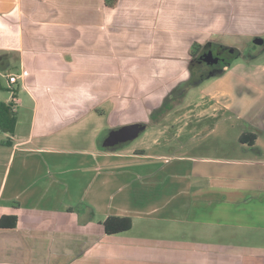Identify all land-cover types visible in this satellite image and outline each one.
<instances>
[{
	"label": "crops",
	"instance_id": "crops-1",
	"mask_svg": "<svg viewBox=\"0 0 264 264\" xmlns=\"http://www.w3.org/2000/svg\"><path fill=\"white\" fill-rule=\"evenodd\" d=\"M256 3L0 0V77L7 79L0 91H10L0 102L12 103V90L18 100L15 133L0 138V219L17 217L15 228H0V264H173L175 253L162 251L179 234L151 226L198 222L195 202L209 205L228 187L209 185V158L175 153L171 143L170 153L154 152L162 130L151 134L152 146L105 143L117 126L147 123L185 72L186 55L166 47L242 34L225 27L227 12L252 14ZM216 33L219 42L209 40ZM227 80L226 73L214 81L223 88ZM7 139L11 146L2 144ZM245 187L230 189L234 203ZM111 216L131 217L132 229L108 235ZM237 259L264 264L262 254Z\"/></svg>",
	"mask_w": 264,
	"mask_h": 264
},
{
	"label": "rangeland",
	"instance_id": "rangeland-1",
	"mask_svg": "<svg viewBox=\"0 0 264 264\" xmlns=\"http://www.w3.org/2000/svg\"><path fill=\"white\" fill-rule=\"evenodd\" d=\"M233 1L235 4L245 2ZM253 2L258 5L250 10L252 14H238L240 11L234 7L230 8L231 13L227 12L225 27L233 29V24L242 34H223L220 41L225 43H217L225 48H235L240 53L221 74H228L223 88L221 83H215V78L197 82L190 78L193 70L190 68L189 49L191 51L200 42L192 41L191 47L178 43L177 51L175 47H166L165 51L175 50L173 53L186 55L183 61L188 60V68L180 75L181 78L174 81L172 90L165 96L171 97L168 106L172 110L158 119V125L147 124L140 136L127 145L152 146L151 134L155 130H162L164 133L154 152L170 153L171 143L173 148L179 149L173 153L209 158L205 164L209 185L220 187L222 184V187L229 189L225 192L218 189L217 194L211 196L210 204H204V207L202 200H197L192 211L204 217L196 218L198 222L194 224L178 223L176 227L158 221L151 226L156 232L173 227L171 230L179 234V243L168 244L167 252L162 251L175 253L173 264H228L229 260L235 264L240 263L237 259L239 256L264 255V251H258V248H264V231L260 229L264 227V221L254 219L264 218V0ZM236 16L237 19H233ZM256 28L262 32L258 37L248 38L243 34L245 30L250 32ZM210 39L219 42V34L209 36ZM258 39L263 43H258ZM130 72L134 73L132 65ZM6 83L7 79L0 77V85L7 86ZM216 91H225V95L214 94ZM9 95L7 89L0 91L4 101ZM243 133L259 136L256 147L240 141ZM3 135L0 133V138ZM240 186H246L249 190L245 192L242 202L234 203L238 195L233 196L235 191L230 189ZM173 234H170L171 238ZM183 242L189 247H181ZM203 245L206 248L200 249ZM164 246L157 248L163 249ZM189 253L191 260H186ZM158 264L169 263L162 259Z\"/></svg>",
	"mask_w": 264,
	"mask_h": 264
},
{
	"label": "trees",
	"instance_id": "trees-1",
	"mask_svg": "<svg viewBox=\"0 0 264 264\" xmlns=\"http://www.w3.org/2000/svg\"><path fill=\"white\" fill-rule=\"evenodd\" d=\"M109 6L114 7L117 5L118 0H106ZM201 46L199 44H195L190 54L196 55L198 50H200ZM15 96L14 90L11 91ZM171 97H166L163 101L162 106L158 109L154 110L150 119L152 124H155L159 118L165 116L169 111L172 110L171 106H168L169 100ZM17 125V112L13 110V104H6L4 102H0V133H6L13 135L15 133ZM256 135L252 133L243 134L240 138V141L244 144H249L250 146L254 145L256 140ZM3 145L11 146V139H7L5 142H2ZM17 226V217L13 216H3L0 219V228L1 229H13ZM133 227V220L131 217H118L111 216L107 218L104 222V228L108 235H116L120 233H124L130 231Z\"/></svg>",
	"mask_w": 264,
	"mask_h": 264
},
{
	"label": "flooded vegetation",
	"instance_id": "flooded-vegetation-1",
	"mask_svg": "<svg viewBox=\"0 0 264 264\" xmlns=\"http://www.w3.org/2000/svg\"><path fill=\"white\" fill-rule=\"evenodd\" d=\"M200 46L201 48L197 54H190L189 58L190 68L193 70V72H190V78L196 80V82L197 80L213 79L221 76L234 62V58L240 56L237 49L232 47L225 48L213 42H207ZM150 122L151 119L149 118L147 123L140 124L146 126Z\"/></svg>",
	"mask_w": 264,
	"mask_h": 264
},
{
	"label": "water",
	"instance_id": "water-1",
	"mask_svg": "<svg viewBox=\"0 0 264 264\" xmlns=\"http://www.w3.org/2000/svg\"><path fill=\"white\" fill-rule=\"evenodd\" d=\"M258 43H263L261 40H257ZM146 129V126H142L139 123L124 125L119 129L113 130L110 137L106 141L105 145L109 147L120 146L136 140L140 134Z\"/></svg>",
	"mask_w": 264,
	"mask_h": 264
},
{
	"label": "built area",
	"instance_id": "built-area-1",
	"mask_svg": "<svg viewBox=\"0 0 264 264\" xmlns=\"http://www.w3.org/2000/svg\"><path fill=\"white\" fill-rule=\"evenodd\" d=\"M17 82V76H10L9 77V83L10 84H15ZM13 94V93H12ZM13 110L14 112H17L18 111V100L15 98V96L13 95Z\"/></svg>",
	"mask_w": 264,
	"mask_h": 264
}]
</instances>
